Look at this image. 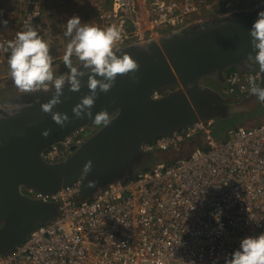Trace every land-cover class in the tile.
Masks as SVG:
<instances>
[{"label":"built area","instance_id":"2783aa9c","mask_svg":"<svg viewBox=\"0 0 264 264\" xmlns=\"http://www.w3.org/2000/svg\"><path fill=\"white\" fill-rule=\"evenodd\" d=\"M23 1L28 5L23 23L42 15L36 1ZM262 1L112 0L110 10L99 5L97 11L101 22L121 29L123 41L140 33L134 28L141 20L140 7L149 29L168 34L191 25L204 10L217 6L230 14ZM16 34L8 38L0 33V44L14 41ZM249 78L259 85L261 71L254 62L248 69H229L218 89L240 102L254 96ZM161 95L160 90L153 92L155 98ZM215 121L198 119L142 142L143 153H168L195 137L203 146L171 160H155L90 199L77 200L81 178L52 193L24 188L32 199L58 203V211L20 244L0 253V264H225L241 239L264 232V106L258 124L229 127L224 137L214 134ZM93 130L88 125L76 128L46 148L43 158L66 159Z\"/></svg>","mask_w":264,"mask_h":264},{"label":"water","instance_id":"95a60500","mask_svg":"<svg viewBox=\"0 0 264 264\" xmlns=\"http://www.w3.org/2000/svg\"><path fill=\"white\" fill-rule=\"evenodd\" d=\"M261 11L264 1L121 48L137 61L138 79L131 73L118 75L108 92H99L93 117L107 109L111 123L96 129L61 161L49 162L42 153L76 128L94 126L86 114L78 118L73 112L90 93L87 75L79 91L66 86L61 103L50 112H45L42 104L53 97L51 89L22 93L1 102L0 253L13 249L57 214L58 203L32 199L24 194V188L52 193L81 178L77 200L90 199L110 182L140 171L144 157L152 155L140 151L142 142L198 119L227 118L237 103L203 80L216 76L224 83L229 69L249 68V54L255 55L249 30ZM260 71L259 86L264 87V71ZM166 88L160 97H153L154 91ZM4 104L13 107L7 109ZM53 113L67 114L68 120L60 125Z\"/></svg>","mask_w":264,"mask_h":264},{"label":"clouds","instance_id":"9594fccd","mask_svg":"<svg viewBox=\"0 0 264 264\" xmlns=\"http://www.w3.org/2000/svg\"><path fill=\"white\" fill-rule=\"evenodd\" d=\"M6 25L7 21H0ZM128 27V26H127ZM251 44L255 55L249 54V60L258 64L264 71V11L249 30ZM64 36L68 42L62 56L66 72L57 74L53 71V56L50 46L37 31L26 25L17 32L14 41L9 42L7 64L10 77L18 92L33 93L53 90L54 95L42 104L45 112L61 103L66 86L71 91H79L82 78L87 75L90 93L81 98L73 112L76 117L85 114L92 119L95 126L105 127L111 123V114L107 109L97 112L93 117L92 108L99 92H108L118 75L132 74L138 79L137 61L127 52L116 47L122 38L121 29L116 25L100 28L89 22H82L81 17L72 16L65 24ZM249 92L264 103V87L257 85L253 78L248 80ZM56 123L63 125L68 120L67 114L53 113ZM220 222V215H216ZM221 229L223 225L220 224ZM225 264H264V232L259 235L246 236L240 240L239 247L225 259Z\"/></svg>","mask_w":264,"mask_h":264},{"label":"rangeland","instance_id":"374dc122","mask_svg":"<svg viewBox=\"0 0 264 264\" xmlns=\"http://www.w3.org/2000/svg\"><path fill=\"white\" fill-rule=\"evenodd\" d=\"M107 0H66V4L68 5L67 7V16H62L63 12L61 11V15L58 14V10L59 7L57 9L56 6H54V8L50 7V9H48L47 11H44V13H46L42 19L41 22L36 23L35 25L32 26V28H34L38 35H40L44 40H46L48 42V44L50 46H52V48L55 50L57 49L58 54L63 55L67 42H68V38H66L64 36V31H65V24L67 22V20L72 17V16H79L81 17L82 22H89L92 23L100 28H106L108 26H111V24H101L98 22L97 19V8L96 6L99 4L101 5L105 10H110V8H108V4L106 3ZM65 5V4H64ZM256 5V4H253ZM56 7V8H55ZM93 7H95L96 9H94ZM251 7V6H249ZM248 7V8H249ZM112 8V7H111ZM64 10V9H63ZM219 9L217 6L214 7L213 9H208V10H204L202 11V13L198 14L197 17H195V22L198 21H208V20H213L216 18H219L221 16H225L228 14H224L223 11ZM139 12L141 13V16H139V18L141 19L140 21H138L137 26L134 27L135 30L140 31L139 37L136 35L134 36V38H128L126 40H120L119 42H117L116 47H118L119 49L124 48L127 45H130L132 43H145L147 41H149L150 39H158L160 35L162 34H166V32L164 31H160L158 29L155 28H148L149 24L147 23V19L144 15L145 11L142 9V7L139 8ZM128 28L131 27L129 23H127ZM126 26V27H127ZM18 27V25L15 27V29ZM13 28V27H12ZM137 28V29H136ZM6 30H1L0 33H3L4 35L7 34L5 33ZM16 33V32H15ZM62 60V58H56L55 62H60ZM55 73L57 74H61L63 72L67 71V68L64 66L63 69L57 68L56 71L55 69H53ZM8 79V76H5L3 78H0V86H5L6 83L8 82H12L11 77L8 79V81L6 80ZM7 81V82H6ZM221 84V83H220ZM8 87L9 84H7ZM219 84H217L216 88H219ZM3 88L0 89V101L2 99L6 100L11 98L12 96L15 95H20L22 93L18 92V90H13V89H9V88ZM3 102V101H2ZM235 103V102H234ZM237 103V102H236ZM254 100H249V102H246L243 105H236V109L227 117V119H236V123L235 125H252L254 124L256 121H258V119L261 117L262 115V110L263 107H258L256 105L253 104ZM2 105V103H0V106ZM254 106V107H253ZM3 107L9 109L12 108L13 105L11 104H4ZM238 111V112H237ZM237 112V113H236ZM101 126H93V132L98 129ZM191 150V148H190ZM176 150H173L169 153H161L160 158L158 159H163V160H171L176 156H179L181 154H183L187 151H189V147H185L179 154L176 152H174ZM145 159V158H144ZM156 160V159H155ZM154 161H151L148 164V167L152 166L154 164ZM146 164V165H147ZM145 165V166H146ZM140 167L138 168V170H142L145 167L142 166V163L139 165Z\"/></svg>","mask_w":264,"mask_h":264},{"label":"crops","instance_id":"0c3cea01","mask_svg":"<svg viewBox=\"0 0 264 264\" xmlns=\"http://www.w3.org/2000/svg\"><path fill=\"white\" fill-rule=\"evenodd\" d=\"M33 1H36L39 4L40 9L42 10L43 13H42V15L37 16L34 19H32L30 22H28V24H25V23H23V19H24L25 15L28 13L27 2H25L23 0H0V21H4V20L7 21L6 25L0 23V32H1V30H6L5 31V33H7L6 36L8 38H12V36L15 32L17 33L19 31L24 30L26 25L32 27L36 23L41 22L44 15L46 14V13H44V11H47L48 9H50V7L54 8V6H56L57 9L59 7L58 14L61 15L62 14L61 11H62L63 12L62 16H64V17L67 16L68 5L66 4V0H33ZM106 3L108 4V8L111 9L112 0H107ZM98 6H99V4L96 6V8ZM93 8L96 9L95 7H93ZM97 19H98L99 23H101L103 25L105 24V23L100 21V19L98 17V12H97ZM17 25H18V27L15 29V27ZM8 44L9 43H1L0 44V78L8 76V79H9L10 78V70H9V67L7 64V59H8V55L10 54V49L8 48ZM50 51H51L52 56H53V69H55V71L57 68L63 69L64 65H63L62 60L60 62H55L56 58H62L63 55L60 56V54H58L57 49L54 50L52 48V46H50ZM8 79H6V80L8 81ZM7 84H9L10 87H8ZM4 87L5 88L8 87L9 89L11 88L13 90H16V87L14 86L13 82H11V81L6 83L5 86L4 85L0 86V89H3ZM2 101H4V99H2L0 101V103ZM261 120H262V117H260L258 119V121H256L254 124L247 125V127L256 125ZM189 151H191L190 147H189ZM189 151H187L186 154L184 152L181 155H187V154H189Z\"/></svg>","mask_w":264,"mask_h":264},{"label":"trees","instance_id":"16d2710c","mask_svg":"<svg viewBox=\"0 0 264 264\" xmlns=\"http://www.w3.org/2000/svg\"><path fill=\"white\" fill-rule=\"evenodd\" d=\"M221 11V10H220ZM218 84L219 85H222V84H220V82H218ZM220 87V86H219ZM168 88H166L165 90H160L162 93H164L166 90H167ZM249 100H254V105H256V106H258V107H263L264 106V104L263 103H261V102H259L258 100H257V98L255 97V96H253V97H250V98H247V102H249ZM238 103H240V102H238ZM237 103V104H238ZM239 105V104H238ZM254 107V106H253ZM262 112H263V110H262ZM261 117H262V115H261ZM235 123H236V119L235 120H233V119H227V118H219V119H216V121H215V125H214V134L217 136V137H224L225 136V131H226V129L227 128H229V127H232V126H235ZM258 124V123H257ZM190 147L191 149H193V148H195V147H198V146H203L202 145V140L199 138V137H195V138H193V139H191V140H188L187 142H185V143H183L179 148H177V149H175L176 151H174V152H176V154L178 153H180L185 147ZM190 152V151H189ZM165 153H167V152H165ZM169 153V152H168ZM160 156H161V152L160 153H158V152H153L152 153V155L151 156H146V157H144L145 159H144V161H143V163H142V166L143 167H148V164L147 163H149V162H151V161H154L155 159L156 160H158V158H160ZM147 164V165H146ZM146 165V166H145ZM137 173V172H136ZM135 173V174H136ZM134 174V175H135ZM131 177V176H130Z\"/></svg>","mask_w":264,"mask_h":264},{"label":"flooded vegetation","instance_id":"af4514ba","mask_svg":"<svg viewBox=\"0 0 264 264\" xmlns=\"http://www.w3.org/2000/svg\"><path fill=\"white\" fill-rule=\"evenodd\" d=\"M251 64H252V62H250L249 63V67L251 66ZM218 82H219V80L216 78V76H213V77H207V78H205L204 80H203V83H205V84H209V85H211V86H213V87H216L217 86V84H218ZM247 102V99H244V100H242V101H240V103H238L239 105L241 104V105H243V104H245ZM236 103V102H235ZM237 104V105H238ZM238 112V111H237ZM236 112V113H237Z\"/></svg>","mask_w":264,"mask_h":264}]
</instances>
